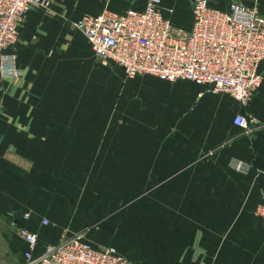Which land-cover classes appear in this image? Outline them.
Instances as JSON below:
<instances>
[{"label":"crops","instance_id":"1","mask_svg":"<svg viewBox=\"0 0 264 264\" xmlns=\"http://www.w3.org/2000/svg\"><path fill=\"white\" fill-rule=\"evenodd\" d=\"M181 1L163 4L187 30L175 22ZM79 2L29 11L13 48L25 74L0 77V264L24 260L20 228L38 234L35 255L65 233L141 264H264V62L246 106L191 81H122L74 29ZM244 3L264 13V0ZM239 114L248 130L235 125Z\"/></svg>","mask_w":264,"mask_h":264},{"label":"built area","instance_id":"2","mask_svg":"<svg viewBox=\"0 0 264 264\" xmlns=\"http://www.w3.org/2000/svg\"><path fill=\"white\" fill-rule=\"evenodd\" d=\"M49 0H0V77L20 79L16 46L20 27L34 8ZM175 10L163 0H147L143 10H105L85 14L73 23L82 32L103 65L114 63L128 78L152 76L173 83L179 80L205 86L212 93H226L246 106L261 87L264 62V16L244 0H229L226 9L210 0H193L192 26L185 30L172 20ZM250 118L239 114L234 123L248 130ZM239 161L236 169L241 170ZM264 225V202L257 209ZM25 218L29 214L24 215ZM48 225L47 220L43 221ZM27 246L25 264H141L118 253L115 247L93 246L82 235L64 236L35 255L38 234L20 228Z\"/></svg>","mask_w":264,"mask_h":264},{"label":"rangeland","instance_id":"3","mask_svg":"<svg viewBox=\"0 0 264 264\" xmlns=\"http://www.w3.org/2000/svg\"><path fill=\"white\" fill-rule=\"evenodd\" d=\"M96 1H98V0H80L79 5L78 6H74L70 10L73 12V15L75 17H77V16H83L85 14H96L98 12L100 13V12L105 11V10H116V8H111V7H106V8H103V9H101L99 7H96L94 5ZM181 4L182 5L179 8H177V16L175 17V22L178 25H182V26L188 27L187 30H189V26L191 25V4L192 3H191V0H182L181 1ZM164 6L165 7H168V5H165V4H164ZM253 6H257V5H253ZM34 9H44V8H34ZM34 9H32V10H34ZM100 9H101V11H99ZM258 9H259V7H258ZM259 11H260V9H259ZM260 13L264 16V13H262L261 11H260ZM176 27H178V26H176ZM74 29H76V28H74ZM77 31L85 39L84 35L79 30H77ZM93 55H94V58L99 63H101L98 60V58L95 56L94 53H93ZM110 65H111V63H110ZM121 78H122V81H127V80H130V79H134V78H128L123 72H122ZM10 80H17V79H10ZM110 117H112V116H110ZM111 130H112V118H110V120H108V126L105 128L104 135L102 137H100L99 140H98V144H99L98 146L99 147H106V146H103V145H106L104 143L107 142L106 140L109 137V131H111ZM58 141H59V138H58ZM257 214H258V212H257ZM45 220H47V219H45ZM64 236H67V235L64 233V234H62V237H64ZM26 250H27V246H26ZM17 263L18 264H25V260L22 259L20 261H17V262L15 261L14 262V264H17Z\"/></svg>","mask_w":264,"mask_h":264},{"label":"bare ground","instance_id":"4","mask_svg":"<svg viewBox=\"0 0 264 264\" xmlns=\"http://www.w3.org/2000/svg\"><path fill=\"white\" fill-rule=\"evenodd\" d=\"M216 8V7H215ZM82 33V32H81Z\"/></svg>","mask_w":264,"mask_h":264}]
</instances>
